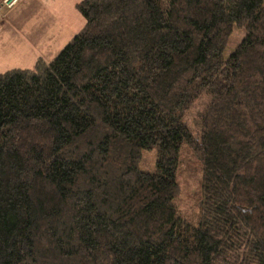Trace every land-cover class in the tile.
Wrapping results in <instances>:
<instances>
[{"label":"trees","instance_id":"1","mask_svg":"<svg viewBox=\"0 0 264 264\" xmlns=\"http://www.w3.org/2000/svg\"><path fill=\"white\" fill-rule=\"evenodd\" d=\"M76 8L53 58L0 72V264H264V0ZM215 81L196 138L185 116Z\"/></svg>","mask_w":264,"mask_h":264},{"label":"rangeland","instance_id":"2","mask_svg":"<svg viewBox=\"0 0 264 264\" xmlns=\"http://www.w3.org/2000/svg\"><path fill=\"white\" fill-rule=\"evenodd\" d=\"M39 1L43 2V4L46 6L47 9L51 7L50 10L47 11H50L52 14L57 13L59 15L58 24H60L61 27L60 28L54 27L50 32L52 35L51 39L47 40V42H50V45H53V54H52L53 56L63 47V45L72 37L74 33H76L79 29L82 28L84 24V19L79 14L76 8V3L80 0H39ZM3 6L4 7L0 8V11L5 7L7 8V6L5 5ZM26 28L27 27H22V29H19V32L21 34H25L24 32H26ZM3 31L4 30L1 31L0 28L1 42L2 39L4 38L8 40L7 35H5ZM243 34H244L243 29L234 28L233 32L229 37L227 46L225 48V55H228L234 49V47L241 39ZM42 44L39 43L40 48ZM19 47L21 48V46ZM22 56H24V53L18 50V52L14 53V57H13L14 59L4 58L2 64H0V72L4 71L7 68L13 67L12 66L13 63H10L11 60H13L15 63V59H16L19 63H22L23 61ZM227 76H228L227 70L226 69L222 70V72L220 73V79L224 81L227 78ZM220 87H222L220 81H215L214 83H212L206 90V93L203 94L197 100V102L194 103V105L191 107V109L185 116V122L196 138H199V134H200V128L198 126L199 120L196 115V112L200 110L204 106V104L208 101L209 99L208 94L214 93L215 91L220 89ZM139 167L148 171H153L155 169L156 167L155 147H151L143 151L142 158L139 162ZM199 177H200L199 169L195 165H191L190 162H184L183 165L181 166L180 171L178 172L179 193L175 199V202L179 211L187 217H193L197 211L196 202L198 197Z\"/></svg>","mask_w":264,"mask_h":264},{"label":"crops","instance_id":"3","mask_svg":"<svg viewBox=\"0 0 264 264\" xmlns=\"http://www.w3.org/2000/svg\"><path fill=\"white\" fill-rule=\"evenodd\" d=\"M1 3L2 0H0ZM50 8L47 9L39 0H17L11 7H5L0 11V28L8 37V40L4 38L2 42L0 41V64L4 58L14 59V53L18 50L24 53L23 61L19 63L15 59L14 63L11 60L13 67L29 68L33 66L38 57L50 60L56 55L52 56L53 45H50L47 40L52 37L50 33L52 29L61 26L58 24L59 15L47 11ZM22 27H27L25 34L19 32ZM39 43H43L41 48Z\"/></svg>","mask_w":264,"mask_h":264},{"label":"built area","instance_id":"4","mask_svg":"<svg viewBox=\"0 0 264 264\" xmlns=\"http://www.w3.org/2000/svg\"><path fill=\"white\" fill-rule=\"evenodd\" d=\"M16 0H3L2 3L0 4V8L5 5L7 7L11 6L14 4Z\"/></svg>","mask_w":264,"mask_h":264}]
</instances>
